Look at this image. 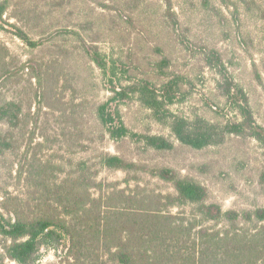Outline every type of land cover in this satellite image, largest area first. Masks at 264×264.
<instances>
[{"label":"rangeland","instance_id":"obj_1","mask_svg":"<svg viewBox=\"0 0 264 264\" xmlns=\"http://www.w3.org/2000/svg\"><path fill=\"white\" fill-rule=\"evenodd\" d=\"M6 10L0 22V105L15 104L18 121L0 123L10 144L0 151V204L36 216L41 209L31 194L34 183L68 181L80 162L98 171L103 189L124 188L129 178L131 189L174 193L145 171L128 176L101 167L100 156L107 154L144 170L172 169L205 187L208 202L224 211L264 205V145L250 137L230 135L220 145L195 150L175 141L168 126L132 97L118 104L126 127L165 137L173 148L159 152L110 139L95 114L112 95L109 79L91 55L98 52L114 65L122 86L141 80L159 86L180 76L183 101L169 110L225 124L236 117L216 88L220 77L206 65L214 51L223 76L242 88L264 129V0H171L169 11L161 0H7ZM17 29L38 45L22 42ZM171 212L189 213L190 207ZM63 252L41 247L34 264H62ZM2 254L0 245V264H15Z\"/></svg>","mask_w":264,"mask_h":264},{"label":"trees","instance_id":"obj_2","mask_svg":"<svg viewBox=\"0 0 264 264\" xmlns=\"http://www.w3.org/2000/svg\"><path fill=\"white\" fill-rule=\"evenodd\" d=\"M161 1L169 11L171 0ZM6 9L7 0H0V22ZM16 36L32 48L38 45L20 29ZM91 55L109 79L112 95L96 108L95 114L110 139H130L159 152L173 148V142L165 137L134 133L126 127L118 104L133 97L156 121L167 125L174 140L184 146L201 150L222 144L230 135L250 137L264 145V129L255 123L242 88L223 76V64L216 52H209L205 62L220 77L216 88L236 117L225 124L169 110L183 101L180 76L159 86L144 80L122 86L113 71L115 66L98 52ZM17 111L13 103L0 105V123L15 124ZM9 147L8 133L0 129V151ZM99 164L128 176L145 171L169 184L174 193L150 191L139 185L131 189L129 178L124 180V188L108 184L103 189L96 180L98 171L80 162L68 181L34 183L31 194L41 209L36 216L28 217L0 204L4 211L0 212L2 258L15 264H34L40 248L47 247L64 250L62 264H264V205L241 213L224 211L208 202L205 187L172 169L144 170L107 154L100 156ZM259 181L264 188V169ZM183 206H189L190 212H171ZM211 223H222L223 229L215 230L209 226Z\"/></svg>","mask_w":264,"mask_h":264}]
</instances>
